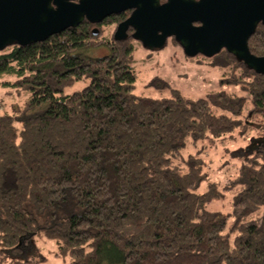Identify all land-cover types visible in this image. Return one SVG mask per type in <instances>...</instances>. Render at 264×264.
Segmentation results:
<instances>
[{"label":"trees","instance_id":"obj_1","mask_svg":"<svg viewBox=\"0 0 264 264\" xmlns=\"http://www.w3.org/2000/svg\"><path fill=\"white\" fill-rule=\"evenodd\" d=\"M97 26L0 53V86L22 98L0 114V264H39L38 237L68 264H264V75L222 50L213 66L241 69L243 82H222L248 97L192 100L158 78L150 85L168 96H137L132 45L96 41ZM248 49L264 57L261 24ZM255 118L263 134L226 149L241 163L222 186L205 154L235 132L244 141Z\"/></svg>","mask_w":264,"mask_h":264},{"label":"water","instance_id":"obj_2","mask_svg":"<svg viewBox=\"0 0 264 264\" xmlns=\"http://www.w3.org/2000/svg\"><path fill=\"white\" fill-rule=\"evenodd\" d=\"M129 9L133 12L118 26L115 40L131 27L134 40L157 51L174 37L187 57L211 58L225 50L264 75V57L248 49L257 26L264 27V0H0V52L43 42L84 21L100 24ZM92 34L97 36L98 29Z\"/></svg>","mask_w":264,"mask_h":264},{"label":"rangeland","instance_id":"obj_3","mask_svg":"<svg viewBox=\"0 0 264 264\" xmlns=\"http://www.w3.org/2000/svg\"><path fill=\"white\" fill-rule=\"evenodd\" d=\"M115 25V23H106L102 26H97L96 28H98L100 32L95 36V38H97L96 41H105L108 44H112L114 42L112 35L115 31ZM128 42L133 47L131 59L132 67L136 74L134 94L137 96L151 98L168 96V92L159 91L157 88L150 85L151 80L158 78L165 81L170 88L179 91L183 96L192 100L201 99L208 94L220 91L233 96L248 97V95L242 91L241 84L234 85L222 82L223 80L232 79L243 82L241 69L235 65L225 68L215 67L213 66L214 56L205 58L202 55H198L193 58H188L184 55L181 48L172 40H169L163 49L152 52L134 41ZM108 53V49L102 47L92 50L90 55L93 57H101ZM87 83V80L78 81L73 86L64 89V94L79 92ZM7 91L8 90L0 86V106L2 108L0 114L6 110L11 100V102L14 103H19L22 100V98H16L15 94ZM249 108L250 105L247 104L241 117L242 121H244L246 114L249 112ZM250 122L251 124L248 126L249 130L244 141L242 138L237 141L239 133L235 132L234 137L237 139L234 138L233 141L221 146L219 144H214V146L209 148L207 154H205V161L207 163L205 171H208L213 179H219L222 186L227 183V180L229 182L233 179V176L235 177L234 167L229 169L228 163L231 161V163L235 164V167H239L241 163V160L234 159L233 161L229 159V152L227 151V155L225 154L226 149L234 150L238 147L244 148L248 143L249 137H261L263 134L261 127L256 126L259 123V118L250 120ZM191 147V145H187L184 149V154L187 152L191 153ZM221 167H224L225 170H221ZM205 187V184H202L199 191L201 192ZM232 195L233 193L230 192L221 205L220 202L216 203L217 208H219L221 212L226 213L229 211V202H231ZM216 205L213 207L216 208ZM34 248V262L38 261L39 264H68L69 262L68 258L56 256V246L54 242L43 237H38ZM41 258L43 260H41Z\"/></svg>","mask_w":264,"mask_h":264},{"label":"flooded vegetation","instance_id":"obj_4","mask_svg":"<svg viewBox=\"0 0 264 264\" xmlns=\"http://www.w3.org/2000/svg\"><path fill=\"white\" fill-rule=\"evenodd\" d=\"M79 0H75V3H77ZM167 0H160V4H164L165 2H166ZM132 12H133V10H125V11H123V12H120V13H117V14H113V15H111V16H109V17H107V18H105L100 24H97L98 26H102V25H104L103 23L106 21V19H109V18H111V17H117V22H115V31H114V33H113V35H112V38H113V40H115L114 39V36H115V32H116V30H117V28H118V26L120 25V24H122L123 22H125L127 19H129L130 18V16H131V14H132ZM93 25H96V24H93ZM200 24H194V26L195 27H198ZM93 29H98V28H96V27H94ZM98 34H99V29H98ZM133 34H134V30H133V28H131V27H129L128 29H127V31L125 32V34H124V36L123 37H121V39H119V40H115V41H134V42H136V43H138V44H140L141 45V43L139 42V41H136V40H134V38H133ZM169 40H172V41H174L178 46H179V44L176 42V40L174 39V37H170V38H167V40H166V45H167V43H168V41ZM165 45V46H166ZM142 46V45H141ZM180 47V46H179ZM181 48V47H180ZM148 50V49H147ZM181 50H182V48H181ZM149 51H151V50H149ZM158 51V50H157ZM152 52V51H151ZM182 52H183V50H182ZM184 53V52H183ZM185 55V54H184ZM186 56V55H185ZM198 56V55H197ZM187 57V56H186ZM189 58V57H188Z\"/></svg>","mask_w":264,"mask_h":264},{"label":"built area","instance_id":"obj_5","mask_svg":"<svg viewBox=\"0 0 264 264\" xmlns=\"http://www.w3.org/2000/svg\"><path fill=\"white\" fill-rule=\"evenodd\" d=\"M0 112H2V108H1V106H0Z\"/></svg>","mask_w":264,"mask_h":264}]
</instances>
